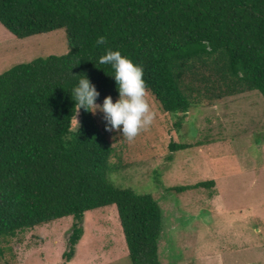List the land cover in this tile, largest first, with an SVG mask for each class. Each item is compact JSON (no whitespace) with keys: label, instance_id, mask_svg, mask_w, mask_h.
Listing matches in <instances>:
<instances>
[{"label":"trees","instance_id":"16d2710c","mask_svg":"<svg viewBox=\"0 0 264 264\" xmlns=\"http://www.w3.org/2000/svg\"><path fill=\"white\" fill-rule=\"evenodd\" d=\"M0 25L22 40L65 30L69 49L0 75V242L71 217L69 264L85 215L116 206L132 264H162L161 207L110 181L115 148L70 91L87 76L97 104L119 98L114 70L99 63L111 49L143 67L146 92L164 113L264 96V0H0Z\"/></svg>","mask_w":264,"mask_h":264},{"label":"rangeland","instance_id":"374dc122","mask_svg":"<svg viewBox=\"0 0 264 264\" xmlns=\"http://www.w3.org/2000/svg\"><path fill=\"white\" fill-rule=\"evenodd\" d=\"M68 50L65 30L22 40L0 25V75ZM146 100L154 120L132 142L105 130L104 113L93 114L115 148L110 181L161 207V263L264 264V96L255 91L186 115L164 113L147 92ZM172 144L191 147L172 151ZM204 182L215 184L174 191ZM73 224L63 218L1 241L0 264H64ZM69 264H132L116 206L85 215Z\"/></svg>","mask_w":264,"mask_h":264},{"label":"clouds","instance_id":"9594fccd","mask_svg":"<svg viewBox=\"0 0 264 264\" xmlns=\"http://www.w3.org/2000/svg\"><path fill=\"white\" fill-rule=\"evenodd\" d=\"M106 38L100 36L97 45H104ZM99 63L110 65L114 70L112 75L117 83L119 98L113 102L111 96L104 98L102 105L97 104L100 93L96 86L86 77L79 79L70 91L78 111L84 108L95 113H104L105 130L122 133L127 141L132 142L141 131H146L154 120V113L146 100V82L141 65L134 63L119 50H106L99 58Z\"/></svg>","mask_w":264,"mask_h":264},{"label":"crops","instance_id":"0c3cea01","mask_svg":"<svg viewBox=\"0 0 264 264\" xmlns=\"http://www.w3.org/2000/svg\"><path fill=\"white\" fill-rule=\"evenodd\" d=\"M258 232H259V233H261V231H260V230H258ZM258 232H257V234H258ZM258 235H259V234H258Z\"/></svg>","mask_w":264,"mask_h":264}]
</instances>
